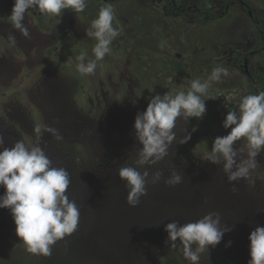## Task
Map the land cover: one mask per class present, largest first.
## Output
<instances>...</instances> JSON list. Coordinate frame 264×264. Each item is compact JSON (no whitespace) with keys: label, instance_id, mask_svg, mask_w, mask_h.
Wrapping results in <instances>:
<instances>
[{"label":"rangeland","instance_id":"374dc122","mask_svg":"<svg viewBox=\"0 0 264 264\" xmlns=\"http://www.w3.org/2000/svg\"><path fill=\"white\" fill-rule=\"evenodd\" d=\"M245 1L253 15L235 0L209 19L190 8L170 13L168 0H109L122 32L113 54L86 77L76 71L75 57L81 51L91 55L94 41L85 29L98 14L99 0H90L79 18L71 10L61 17L33 13L31 39L16 32L15 46L6 39L13 31L8 21L13 0H0V132L11 146L19 139L34 141L36 124L58 128L62 141L45 133L41 143L54 164L71 174L69 196L81 211L78 230L58 242L51 256H43L25 250L9 210L0 209V264H188L165 245V225L195 221L210 211L220 212L222 223L234 228L202 254L200 264H247L248 236L264 226V153L249 178L236 184V193L222 166L202 160L213 139L227 134L222 127L227 111L238 107L242 95L256 93L253 71H264V31L258 35L254 23L264 0ZM193 4L216 11L226 5L175 0L174 9ZM246 53L249 74L235 62L236 55L242 59ZM217 64L228 76L209 89L206 115L177 122V141L189 133L191 139L174 143L170 155L149 169L165 177L178 170L183 182L149 185L140 204L129 206L118 170L134 165L141 146L134 135L136 114L146 109L149 97L186 90Z\"/></svg>","mask_w":264,"mask_h":264},{"label":"clouds","instance_id":"9594fccd","mask_svg":"<svg viewBox=\"0 0 264 264\" xmlns=\"http://www.w3.org/2000/svg\"><path fill=\"white\" fill-rule=\"evenodd\" d=\"M89 2L13 0L8 16L13 31L6 39L10 46L17 44L16 32L31 39L29 17L33 13L61 17L71 10L79 18ZM99 3L101 7L96 18L85 29L86 38L94 41L91 55L81 51L75 57V69L81 76L96 74L100 62L113 54V42L122 32L114 5L109 0H99ZM227 76V68L217 64L206 77L192 79L186 90L172 89L148 98L146 109L138 112L134 120L135 139L141 145L134 165L118 170L119 178L125 182L129 206L140 204L141 198L148 194L149 185L163 181L166 186L175 187L183 182L184 176L178 170L165 177L163 171L150 173L149 169L170 155L174 143L184 144L191 139L189 133L177 141L178 120L203 119L209 89ZM222 127L227 134L213 139L211 149L204 152L202 160L222 166L236 193V184L249 178L258 166L257 157L264 153V90L242 95L238 107L227 111ZM33 133L34 141L19 139L7 146L4 133L0 132V188L4 189L0 194V209L9 210L16 236L28 253L51 256L58 242L65 241L78 230L81 211L69 196L71 174L65 167L54 164L46 145L41 143L45 133L51 134L56 141H62L63 135L48 124H36ZM233 228L222 223L220 212L210 211L195 221L167 223L164 243L182 253L188 264H200L202 254L219 245L225 233ZM248 240L250 259L247 264H264V226L257 225ZM231 245L229 241L226 247Z\"/></svg>","mask_w":264,"mask_h":264},{"label":"trees","instance_id":"16d2710c","mask_svg":"<svg viewBox=\"0 0 264 264\" xmlns=\"http://www.w3.org/2000/svg\"><path fill=\"white\" fill-rule=\"evenodd\" d=\"M235 0H223V2L226 4L225 5V9L223 11H216L207 7H203V8H198L196 5H188L185 7H181L179 9H174V4H175V0H168L167 4H166V9L168 12L173 13V14H181L183 13L184 10L187 9H192L195 10L196 12H201V13H207L208 14V18L209 19H215L217 17H219L221 14H223L225 12V10L227 9L228 5ZM237 1H241V0H237ZM245 3V7L248 9L250 8V3L248 1L243 0ZM198 20H203V18L198 17ZM254 23L255 26L258 29V35H261L262 31H264V10L261 8H257L256 9V15L254 16ZM249 53H246V56H248ZM241 57L240 55H236V59L235 62L239 63ZM252 77L255 78V86L251 85L252 89L255 90V92L264 90V71L262 69H257L254 70L252 73Z\"/></svg>","mask_w":264,"mask_h":264},{"label":"flooded vegetation","instance_id":"af4514ba","mask_svg":"<svg viewBox=\"0 0 264 264\" xmlns=\"http://www.w3.org/2000/svg\"><path fill=\"white\" fill-rule=\"evenodd\" d=\"M244 5V4H243ZM244 7H245V5H244ZM246 8V7H245ZM246 9H248V8H246ZM248 11H249V9H248ZM246 60H247V56L245 55V57L244 58H242V59H240V61L241 62H239V63H237L239 66H242L243 67V69L249 74V72H248V66H247V62H246ZM251 74V73H250Z\"/></svg>","mask_w":264,"mask_h":264},{"label":"water","instance_id":"95a60500","mask_svg":"<svg viewBox=\"0 0 264 264\" xmlns=\"http://www.w3.org/2000/svg\"><path fill=\"white\" fill-rule=\"evenodd\" d=\"M240 2L243 3V4L245 3L243 0H241ZM248 13H249L250 15H253V11H252V9H249Z\"/></svg>","mask_w":264,"mask_h":264}]
</instances>
